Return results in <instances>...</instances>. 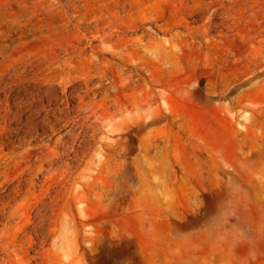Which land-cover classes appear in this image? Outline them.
<instances>
[{
    "label": "rangeland",
    "instance_id": "obj_1",
    "mask_svg": "<svg viewBox=\"0 0 264 264\" xmlns=\"http://www.w3.org/2000/svg\"><path fill=\"white\" fill-rule=\"evenodd\" d=\"M10 209L0 264H264V0H0Z\"/></svg>",
    "mask_w": 264,
    "mask_h": 264
},
{
    "label": "bare ground",
    "instance_id": "obj_2",
    "mask_svg": "<svg viewBox=\"0 0 264 264\" xmlns=\"http://www.w3.org/2000/svg\"><path fill=\"white\" fill-rule=\"evenodd\" d=\"M262 72H263V70H262ZM186 94L188 97H190L192 99L201 100L202 102H205L206 98H207V97L202 96L201 87L198 85H190L188 87V89L186 90ZM147 97H148V94L143 99V101H146ZM139 105L140 104H137L136 106H139ZM158 117H159V115H158ZM11 217H14V210H12V209H10L9 211L6 212L5 217H4V222H2L1 226H0V262L1 263L7 262V260H9L11 258L12 254H14L16 252L15 245L10 244L4 240V233H5L7 226L9 225Z\"/></svg>",
    "mask_w": 264,
    "mask_h": 264
},
{
    "label": "water",
    "instance_id": "obj_3",
    "mask_svg": "<svg viewBox=\"0 0 264 264\" xmlns=\"http://www.w3.org/2000/svg\"><path fill=\"white\" fill-rule=\"evenodd\" d=\"M107 244V240L102 241L101 246H105Z\"/></svg>",
    "mask_w": 264,
    "mask_h": 264
}]
</instances>
